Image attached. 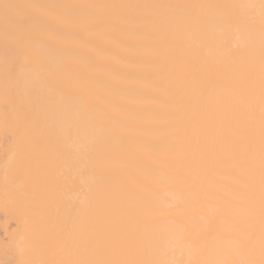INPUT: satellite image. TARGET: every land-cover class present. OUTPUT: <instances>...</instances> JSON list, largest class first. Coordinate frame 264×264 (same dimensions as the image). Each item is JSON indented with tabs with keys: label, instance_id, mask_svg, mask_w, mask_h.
<instances>
[{
	"label": "bare ground",
	"instance_id": "6f19581e",
	"mask_svg": "<svg viewBox=\"0 0 264 264\" xmlns=\"http://www.w3.org/2000/svg\"><path fill=\"white\" fill-rule=\"evenodd\" d=\"M0 264H264V0H0Z\"/></svg>",
	"mask_w": 264,
	"mask_h": 264
}]
</instances>
